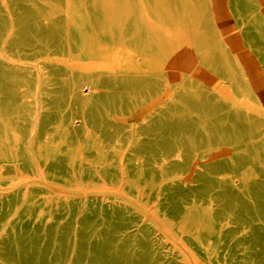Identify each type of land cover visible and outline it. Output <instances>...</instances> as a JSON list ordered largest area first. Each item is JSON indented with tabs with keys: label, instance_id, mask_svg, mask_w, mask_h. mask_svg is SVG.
I'll return each mask as SVG.
<instances>
[{
	"label": "rangeland",
	"instance_id": "374dc122",
	"mask_svg": "<svg viewBox=\"0 0 264 264\" xmlns=\"http://www.w3.org/2000/svg\"><path fill=\"white\" fill-rule=\"evenodd\" d=\"M263 5L0 0V264H264Z\"/></svg>",
	"mask_w": 264,
	"mask_h": 264
},
{
	"label": "bare ground",
	"instance_id": "6f19581e",
	"mask_svg": "<svg viewBox=\"0 0 264 264\" xmlns=\"http://www.w3.org/2000/svg\"><path fill=\"white\" fill-rule=\"evenodd\" d=\"M261 1V0H260ZM210 2V1H209ZM262 4V3H261ZM143 7V6H142ZM263 7H264V5H263ZM261 9V8H260ZM264 13V12H263ZM214 19V18H213ZM216 19V18H215ZM218 29V28H217ZM220 32V31H219ZM221 33V32H220ZM177 37V36H176ZM221 39V38H220ZM223 44H224V42H223ZM183 56V55H182ZM185 58V57H184ZM179 59V58H178ZM248 78V77H247ZM256 85V84H255ZM146 119V118H145ZM184 224V223H183ZM189 225V224H188ZM186 228H188V227H186ZM194 228V227H193ZM194 230V229H193ZM206 230V229H205ZM188 231V230H187ZM192 231V230H191ZM209 231V230H208ZM211 231V230H210ZM193 232V231H192ZM213 232V231H212Z\"/></svg>",
	"mask_w": 264,
	"mask_h": 264
}]
</instances>
